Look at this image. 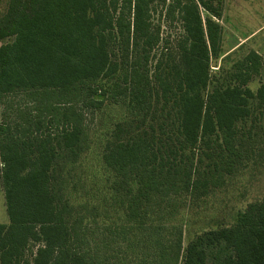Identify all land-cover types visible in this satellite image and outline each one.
Returning <instances> with one entry per match:
<instances>
[{
    "label": "trees",
    "instance_id": "obj_1",
    "mask_svg": "<svg viewBox=\"0 0 264 264\" xmlns=\"http://www.w3.org/2000/svg\"><path fill=\"white\" fill-rule=\"evenodd\" d=\"M222 5L8 0L0 16V180L8 218L0 223V264H96L87 214L78 215L86 204L64 195L55 169L62 158L77 162L86 112L109 102L128 103L134 117L115 122L100 158L105 195L127 217L143 199L160 207L176 185L201 200L241 166L238 125L264 108V83L249 87L264 61L249 50L206 92ZM162 21L181 29L177 60L166 64L171 52ZM21 94L29 101L14 103ZM164 116L175 127L163 142L155 130ZM119 193L139 204L132 208L123 195L116 204ZM179 264H264V199L249 203L232 225L189 239Z\"/></svg>",
    "mask_w": 264,
    "mask_h": 264
},
{
    "label": "rangeland",
    "instance_id": "obj_2",
    "mask_svg": "<svg viewBox=\"0 0 264 264\" xmlns=\"http://www.w3.org/2000/svg\"><path fill=\"white\" fill-rule=\"evenodd\" d=\"M7 4L8 0H0V16ZM159 10L157 7L153 19L155 22ZM219 23L222 27L219 51L209 57L212 78L206 92L216 84L217 78L227 77L232 63L249 50L257 51L264 61V0H223ZM160 32L161 37L168 41L167 47L170 46L171 52L163 63L177 60L178 52L173 46L181 33L179 23L162 21ZM154 68L155 60L150 71ZM262 83L264 64L249 87L254 91ZM12 100L23 105L29 98L21 94ZM123 103L109 102L98 110L87 111L84 116L85 148L80 158L71 165L62 158L55 169L64 195L75 205L82 201L86 204L85 212H78V215L87 214L83 222L91 225L86 235L91 241L90 248L95 253L96 264H179L189 239L207 229L232 225L236 216L249 203L264 199L262 106L252 109L250 116L238 125L241 166L234 168L231 173H222V183L214 187L208 196L198 201L191 199L189 194L184 195L181 185H176L173 189L168 188L170 194L166 200H162L160 207L146 199L140 201V207H136L139 201H130L131 195L119 193L116 204H119V199H122L120 196L123 195L129 199L132 208H137L132 209L133 212L127 209V217L120 209L110 205L105 195V173L100 160L103 144L115 122L134 121L129 104ZM1 113L0 106V120ZM163 118L162 128L156 127L155 139L161 138L164 142L173 133L175 124L168 116ZM132 189L135 192V186ZM94 204L99 205H96L97 212L92 211ZM0 223H8L1 180Z\"/></svg>",
    "mask_w": 264,
    "mask_h": 264
},
{
    "label": "crops",
    "instance_id": "obj_3",
    "mask_svg": "<svg viewBox=\"0 0 264 264\" xmlns=\"http://www.w3.org/2000/svg\"><path fill=\"white\" fill-rule=\"evenodd\" d=\"M0 167H1V163H0Z\"/></svg>",
    "mask_w": 264,
    "mask_h": 264
}]
</instances>
